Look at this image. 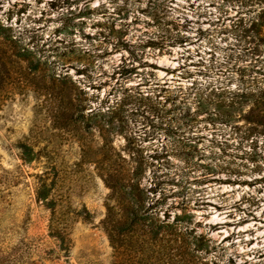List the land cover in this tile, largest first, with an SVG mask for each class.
I'll return each mask as SVG.
<instances>
[{
  "label": "rangeland",
  "instance_id": "374dc122",
  "mask_svg": "<svg viewBox=\"0 0 264 264\" xmlns=\"http://www.w3.org/2000/svg\"><path fill=\"white\" fill-rule=\"evenodd\" d=\"M263 9L0 0V264H112L102 176L114 162L151 211L187 216L210 264H264V137L197 103L262 69ZM41 177L49 205L36 199Z\"/></svg>",
  "mask_w": 264,
  "mask_h": 264
},
{
  "label": "trees",
  "instance_id": "16d2710c",
  "mask_svg": "<svg viewBox=\"0 0 264 264\" xmlns=\"http://www.w3.org/2000/svg\"><path fill=\"white\" fill-rule=\"evenodd\" d=\"M257 19L255 33L264 46V9ZM255 73L242 75L233 89L218 87L202 92L198 108L223 123L243 121L248 126V138L264 137V66ZM73 108L70 103L69 110ZM22 147L23 161L30 163L31 148ZM122 168L114 162L109 173L102 176L109 189L102 225L112 248V264H210L205 260L209 244L191 228L187 216L177 215L168 222L151 211L153 205L142 195L139 178L129 176ZM50 192L51 187L41 177L36 183V199L49 205Z\"/></svg>",
  "mask_w": 264,
  "mask_h": 264
}]
</instances>
